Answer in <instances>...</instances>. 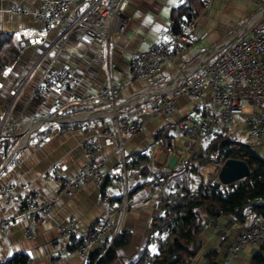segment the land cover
<instances>
[{
  "label": "crops",
  "instance_id": "1",
  "mask_svg": "<svg viewBox=\"0 0 264 264\" xmlns=\"http://www.w3.org/2000/svg\"><path fill=\"white\" fill-rule=\"evenodd\" d=\"M42 1L0 0V33H14L17 41L23 31L39 30L34 11ZM187 1L128 0L125 18L113 31L111 45L98 44L83 32L67 37L63 43L61 38L66 27L57 23L44 42L21 51L16 64L2 74L0 219H12L13 222L5 236L0 234V262L26 254L30 257L29 264H89L90 258L99 254L98 264L111 247L110 235L94 245L87 255L79 254L70 250L71 242L60 233L59 227L76 221L81 234L77 241H80L94 225L109 218L114 226L124 213L122 232L129 235L130 242L117 251L115 264H151L156 248L148 244V239L152 222L162 214L163 208L157 197L148 199L141 187L150 186L159 174L188 169L187 140L179 131H173L171 137L176 152L167 153L160 149L162 132L175 123L203 119L204 111L210 107L211 90L206 89L207 97L202 101L187 96L178 98L172 119L151 117V102L200 75L216 60L211 56L215 49L238 42L244 35L243 30L264 13V0H212L210 7H203L199 16L193 19L196 21L195 46L166 65L158 80H133L130 62L134 54L159 41L171 25L172 11ZM16 8L25 12L18 14ZM60 42V47L55 46ZM50 65L70 70L72 81L62 94L51 91L37 98L35 91L41 84L44 69ZM112 80L119 85L115 103L107 97ZM20 87L22 92L13 103L14 94ZM129 118L142 119L145 127L137 136L123 135V149L119 144L105 146L100 140L102 149L97 157L104 163L105 188L98 190L90 183L73 198L59 196L61 177L76 176L86 163L83 144L105 128L115 131L117 120L125 123ZM234 125L239 127V135L248 138L241 124ZM181 138L186 151L177 147ZM6 140L10 141L9 145ZM207 144L203 143L198 149ZM245 145L264 157V145L256 147L250 140ZM141 156L147 157L152 167L145 176L137 167L128 166ZM124 157L127 158L126 165ZM55 164L60 165L57 171L53 169ZM3 188L22 195L37 193L41 195V202L55 199L56 204L45 221L26 220L17 202L7 205L1 195ZM126 189L129 209L124 211ZM106 195L112 198L110 205L103 202ZM203 218L202 249L187 264H206L207 253L214 250L219 254L218 264H222V258L228 256L243 229L258 217L250 214L244 225L224 216L203 215ZM27 229L33 230V239L27 238ZM146 247L148 252L142 259ZM259 248V244L247 247L231 264H250Z\"/></svg>",
  "mask_w": 264,
  "mask_h": 264
},
{
  "label": "built area",
  "instance_id": "2",
  "mask_svg": "<svg viewBox=\"0 0 264 264\" xmlns=\"http://www.w3.org/2000/svg\"><path fill=\"white\" fill-rule=\"evenodd\" d=\"M211 1L202 0L205 9L210 7ZM127 9L128 0H82L79 3L78 0H43L34 11V20L40 29L23 31L19 35L18 47L23 51L30 45L41 44L57 23H62L66 27L61 42L71 35L83 32L98 44L111 45L113 31L124 20ZM15 10L18 14L25 12L20 8ZM195 28V20L184 24L177 31L170 25L159 41L149 45L146 50L134 54L130 62L131 78L135 81L158 80L166 65L172 64L195 46ZM242 34L244 35L234 45L229 44L227 47L215 49L211 56L216 57V60L206 66L200 75L182 82L169 95L151 102L149 109L151 117L172 119L176 112L178 98L187 96L195 101H202L207 97L206 89L211 90L210 107L204 111L203 119L194 118L175 123L163 130L160 142L162 151L176 152L171 134L175 130L179 131L187 140L189 165L198 147L212 140L216 134H220L225 141H232L231 125H234L238 118H241L239 124L244 130L246 129L248 139L256 147L264 145V13L256 19L254 24L246 27ZM61 42L55 46L60 47ZM71 81L70 70L50 65L44 69L41 84L34 96L42 98L51 91L62 94ZM21 92L22 87L15 92L13 103ZM118 92L119 85L112 80L107 92L108 100L115 103ZM144 127L145 122L142 119L129 118L125 123L117 120L115 131L105 128L95 138L86 141L83 144L85 165L76 176L61 177L58 195L73 198L90 183L95 184L98 190L105 188L102 173L104 163L97 157L102 149L100 140H103L105 146L119 144L123 149L125 145L123 135L137 136L142 133ZM126 162L127 158L124 157V165ZM53 169L57 171L60 165H53ZM208 181L217 185L218 175L216 178L209 176ZM167 184L166 176L159 174L157 181L145 189L148 199L155 196L160 201L163 200ZM1 195L5 197L7 205L17 202L22 217L31 221H45L56 204L55 199L41 202L40 194L22 195L8 188H3ZM111 200V196L106 195L103 202L110 205ZM128 209V189H126L124 211ZM111 211L110 209V214ZM123 215L114 226L109 218L94 225L88 235L82 238V244L78 246L76 252L87 255L92 247L99 244L106 235L111 236L110 246H112L118 235L122 233ZM12 222V219H0L2 236L6 235V229ZM59 231L70 242L73 239L77 240L81 235L76 221L61 225ZM26 236L28 239H33V230L27 229ZM262 242H264V217H259L243 229L222 264H231V261L247 247L261 245Z\"/></svg>",
  "mask_w": 264,
  "mask_h": 264
},
{
  "label": "trees",
  "instance_id": "3",
  "mask_svg": "<svg viewBox=\"0 0 264 264\" xmlns=\"http://www.w3.org/2000/svg\"><path fill=\"white\" fill-rule=\"evenodd\" d=\"M202 0H188L171 13V25L177 31L184 24L197 18L203 10ZM14 33H0V78L2 74L16 64L21 50ZM7 145L10 141L6 140ZM218 144L217 151H213ZM241 160L248 164L250 175L234 184L223 186L213 185L205 181L203 170L211 166L223 165L227 160ZM129 167H137L142 176L152 171L150 160L141 156L133 160ZM168 180L165 198L160 201L162 214L152 222V232L148 244L156 248L151 264H187L202 249V234L205 229L203 215L212 218L229 217L240 225L246 224L250 214L264 217V157L239 142L225 141L215 135L205 147L195 152L190 166L163 174ZM158 176V175H157ZM157 176L151 185L157 181ZM142 189L147 187L143 185ZM130 242V237L123 232L118 235L106 256L98 264H115L117 251ZM82 240L71 242L70 250L76 251ZM148 248L143 251L142 259ZM96 254L90 258L89 264H96ZM218 252L207 253L206 264H218ZM225 259V258H224ZM222 258V262L224 261ZM30 257L26 254L15 255L0 264H29ZM250 264H264V242L255 253Z\"/></svg>",
  "mask_w": 264,
  "mask_h": 264
},
{
  "label": "water",
  "instance_id": "4",
  "mask_svg": "<svg viewBox=\"0 0 264 264\" xmlns=\"http://www.w3.org/2000/svg\"><path fill=\"white\" fill-rule=\"evenodd\" d=\"M218 144H214L213 151H217ZM251 173L248 164L241 160H227L218 173L219 183L223 186L234 184L247 178Z\"/></svg>",
  "mask_w": 264,
  "mask_h": 264
},
{
  "label": "rangeland",
  "instance_id": "5",
  "mask_svg": "<svg viewBox=\"0 0 264 264\" xmlns=\"http://www.w3.org/2000/svg\"><path fill=\"white\" fill-rule=\"evenodd\" d=\"M234 45V44H233ZM241 121V118H238L236 121H235V123L236 124H239V122ZM234 123V124H235ZM231 129H232V137H233V140L235 141V142H239V143H244V144H247L248 143V141H249V139L248 138H246L245 136H243V135H239L238 134V132H239V127H237L236 125H231ZM239 129V130H238ZM208 142V141H207ZM204 143H206V142H204ZM177 147H178V149L179 150H181V151H186V150H183V149H185L184 148V140L181 138V140L177 143ZM197 151H199V149L197 150ZM196 151V152H197ZM262 154V153H261ZM162 158V157H161ZM221 164H218L217 166H211V167H208V168H206L205 170H203V176H204V179H205V181L206 182H208V183H211V184H213V182H211V181H208V177L209 176H212L213 178L215 177H217V175H218V173H219V171H220V169H221Z\"/></svg>",
  "mask_w": 264,
  "mask_h": 264
},
{
  "label": "bare ground",
  "instance_id": "6",
  "mask_svg": "<svg viewBox=\"0 0 264 264\" xmlns=\"http://www.w3.org/2000/svg\"><path fill=\"white\" fill-rule=\"evenodd\" d=\"M118 95H119V94H118ZM112 106H113V105H112ZM156 139H157V138H156ZM127 165H128V164H127ZM189 166H190V165H189ZM105 181H106V180H105ZM239 229H240V228H239ZM233 230H234V229H233ZM233 230H232V231H233ZM235 236H236V235H235ZM219 247H220V246H219ZM221 255H222V254H221ZM206 256H207V255H206ZM203 258H204V257H203ZM191 260H192V259H191Z\"/></svg>",
  "mask_w": 264,
  "mask_h": 264
}]
</instances>
